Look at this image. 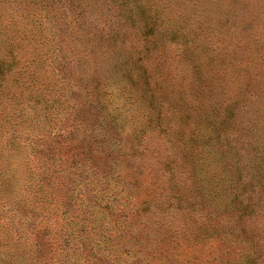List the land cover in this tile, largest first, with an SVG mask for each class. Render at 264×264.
Returning a JSON list of instances; mask_svg holds the SVG:
<instances>
[{"label": "rangeland", "instance_id": "obj_1", "mask_svg": "<svg viewBox=\"0 0 264 264\" xmlns=\"http://www.w3.org/2000/svg\"><path fill=\"white\" fill-rule=\"evenodd\" d=\"M0 18L22 42L4 95L44 37L60 84L41 119L30 91L0 102L1 262L264 264V0H2Z\"/></svg>", "mask_w": 264, "mask_h": 264}, {"label": "trees", "instance_id": "obj_2", "mask_svg": "<svg viewBox=\"0 0 264 264\" xmlns=\"http://www.w3.org/2000/svg\"><path fill=\"white\" fill-rule=\"evenodd\" d=\"M2 1V0H0ZM143 22L147 28V19L146 17L143 18ZM47 24L49 25V22H47ZM43 25V21H41L39 23L40 29L42 30V26ZM150 26V24H149ZM43 27H46L45 24L43 25ZM44 40L42 42H38V44L40 45V47L42 48L43 54L45 59H39L37 58V55L34 54V57H28L26 58V67L23 69V71H19L17 74H15V84L17 85V87L12 91L11 94H9V92H7L4 95V92L2 91V88L5 86L6 83H8V80L11 78L10 75L12 73V69L14 68V65L16 64V62L18 61V55L21 54V41L18 40V38L14 35L10 34L9 29L7 28V24H5L4 22L1 21L0 18V102H9L11 100L14 101V106L15 108L21 107V101L18 100L21 96L25 95L27 91H30L29 95L27 96V101L31 102L34 101V105L30 104V106L32 105V108L35 109V117L37 118V116H39L38 118H40V116H42L43 114L47 115L48 113H51L52 111H54V105H55V99L56 96H58L59 94V90H60V84L57 83V80L54 79V75H55V70L51 69V71H49L48 66L46 65V60L48 58H46V53H47V49L46 47H49V50H51L52 48V44H51V39L48 38H43ZM22 48V47H21ZM17 59V60H16ZM60 71V70H57ZM13 76V74H12ZM23 77H26V80L23 79ZM28 77V78H27ZM30 81H32V83H30ZM38 81H41L42 83H38ZM35 84H39V90L40 93L37 96H33L34 94V85ZM68 84V83H67ZM65 85V84H64ZM26 87L25 91H21V87ZM64 89H66L64 86H62ZM51 99V101H50ZM98 105H99V101H98ZM90 108V106H89ZM5 108L1 107L0 110V117L4 118V117H9L10 115L4 113ZM99 110H101V102H100V107L97 106L95 109V112H99ZM90 112L92 113V108L90 109ZM41 119V118H40ZM52 119V118H50ZM49 119V120H50ZM94 125V124H93ZM102 126H103V120L102 119H97V126L94 125L95 129L97 128V131L100 133L102 130ZM1 128V127H0ZM74 132V131H73ZM75 133V132H74ZM54 133L53 132H49L47 134H43L42 136L40 135H33V136H29V138H31L29 140L28 143H31V145L34 147H40V145L45 142L47 140V137H53ZM0 135H2V131L0 132ZM86 137L88 135H85ZM86 137L83 140V142L81 143L82 146L87 145L89 147L88 144H86ZM89 137V136H88ZM87 137V138H88ZM16 136L13 135V137H11L10 143L14 148H18L20 146V141L16 140ZM9 141H6V143H8ZM4 152V149L2 148L1 153ZM93 152V149L88 148L86 150V154L83 158V161L81 163V167H82V171L80 172H76L74 171L73 173H75L77 175V177H91L90 172H89V158L88 155H91ZM112 165H114V162L112 164L109 165L108 168H106V170L104 171V175L107 177L108 174L112 173ZM53 172V170H51V173ZM97 173L99 174V172L97 171ZM49 172L47 171L46 175H48ZM83 174V175H82ZM97 184V183H96ZM93 191H97L99 193V190L97 188V185H94L91 188ZM74 190H72L73 192ZM94 194V197L97 198L99 197L101 199V196L99 194ZM133 221V220H132ZM123 232H121L122 234ZM124 236V235H122ZM126 253V250H124L123 248H120V250L118 251V257L117 258H126V255H124ZM129 253V251H128ZM2 261V259H0V262ZM5 261L1 262L0 264H4Z\"/></svg>", "mask_w": 264, "mask_h": 264}]
</instances>
